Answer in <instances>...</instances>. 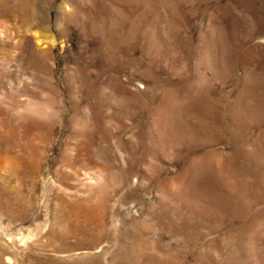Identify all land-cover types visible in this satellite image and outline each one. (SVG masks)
<instances>
[{
    "label": "rangeland",
    "instance_id": "374dc122",
    "mask_svg": "<svg viewBox=\"0 0 264 264\" xmlns=\"http://www.w3.org/2000/svg\"><path fill=\"white\" fill-rule=\"evenodd\" d=\"M0 264H264V0H0Z\"/></svg>",
    "mask_w": 264,
    "mask_h": 264
}]
</instances>
